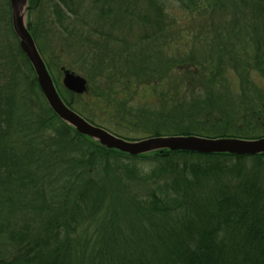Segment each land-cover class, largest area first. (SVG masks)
Segmentation results:
<instances>
[{
	"label": "trees",
	"instance_id": "trees-1",
	"mask_svg": "<svg viewBox=\"0 0 264 264\" xmlns=\"http://www.w3.org/2000/svg\"><path fill=\"white\" fill-rule=\"evenodd\" d=\"M139 1L27 0V28L65 105L130 142L143 139L98 124L97 113L152 138L264 139V0H177L220 13L226 31L214 63L159 67L141 62V42L130 46L122 32L135 17L156 39L178 21L164 0ZM65 65L88 93L62 85ZM198 74L237 105L214 104V90L202 104L180 103L181 94H207L190 87ZM0 264H264V155L132 156L80 134L49 107L10 0H0Z\"/></svg>",
	"mask_w": 264,
	"mask_h": 264
},
{
	"label": "rangeland",
	"instance_id": "rangeland-1",
	"mask_svg": "<svg viewBox=\"0 0 264 264\" xmlns=\"http://www.w3.org/2000/svg\"><path fill=\"white\" fill-rule=\"evenodd\" d=\"M136 3L138 4L137 5L138 8L144 6L142 1L136 0ZM164 3L166 5V9L169 12V14H171L175 18V20L178 21L164 36L157 35L155 39L154 36L148 33L150 32V29L147 26L136 22L135 17L132 18L133 20L130 23H128V25L126 24L127 26L124 28L122 32V34L125 35L127 39L128 38L130 39L131 42L130 46L132 44L136 45V42H141V44L138 47H136L138 50H140L143 53V57H145V59L143 58L141 62L145 61V63H147V65L149 66L153 64L152 65L153 67H159V64H161L163 61H165L166 64L167 62L169 64L170 59H174L178 62L182 60H194L195 63H199V62L214 63L211 62L210 60L215 61L214 59L215 47L216 45L220 44L219 41L223 39L222 33L226 31V28H224V17L220 13H212L210 9H205L207 8L206 5H204L199 11L192 13L184 9H181L177 0H164ZM20 8L22 12L21 16L23 22L26 23L27 14H28L27 4L22 3ZM231 34H233V32ZM150 39L151 40L155 39V40L149 41ZM238 41L239 38L234 39L233 42H238ZM145 53H147L146 56ZM165 59L168 60L166 61ZM65 66H66V68L64 67L65 71L68 70L72 72L71 69L73 68L68 67L67 65ZM205 68H209V65H205ZM205 68L204 66H202L201 69L202 77L203 79L207 80L208 77L206 75H209V73L206 72ZM218 69H219V65H218ZM62 74L63 75L61 82L63 85L64 71H62ZM76 75L80 76L81 74L76 72ZM254 75L258 76L257 74ZM198 76L200 75L199 74L195 75V77L197 78L191 80L190 87L191 89L200 87L202 90L203 88L204 89L209 88V90L207 91L205 89V92L203 93V94L206 93L207 94L204 95L203 98L200 96H192L193 94L187 95L184 93L181 94L180 97L178 98L180 103L184 102L187 104V106L189 103H193V101L196 104H202L204 103L205 98L206 99L210 98L213 95L212 92L214 89H216V85L211 82L209 83L200 82ZM172 77H175V75H173ZM190 77L192 76H189V78ZM230 77L232 78V81H229L228 84L231 83L234 87V85H236V81L234 78L235 74L230 72ZM256 79L259 80V83H262L259 77H256ZM170 81H171V76L169 74L165 81V89L169 88L168 84H170ZM181 85L185 87L188 86L187 88H189V84L186 81V76H184V78L181 79ZM220 92L222 93V91ZM224 95L227 96V94ZM230 99H231L230 96L224 98L223 95H218V94L216 95L214 90V95L211 98V102L217 105L235 106L236 103L234 104L232 101H230ZM134 102L136 103V105L139 104L142 108H146L144 103L138 102V100L137 101L134 100ZM154 102L155 104L147 103L146 105L148 106V108L159 107L160 101L158 99H155ZM95 121L104 127L110 128V130L114 131L118 135H121L123 137H128L129 139L139 138V139L147 140L152 138L151 137L152 135H150V131L144 130L143 127L133 129L130 126L129 127L121 126L119 123H117L114 120V117L109 116L108 113L100 114L99 111L97 113V118ZM134 128H136V126H134ZM151 151H153V149L149 150L146 153H149Z\"/></svg>",
	"mask_w": 264,
	"mask_h": 264
},
{
	"label": "water",
	"instance_id": "water-1",
	"mask_svg": "<svg viewBox=\"0 0 264 264\" xmlns=\"http://www.w3.org/2000/svg\"><path fill=\"white\" fill-rule=\"evenodd\" d=\"M10 2L14 32L20 41L22 51L35 69L39 87L49 107L57 116L73 126L80 134L99 141L107 148L116 149L132 156L144 154L151 149L153 151L168 149L171 151L197 153L201 155L218 153H231L248 157L264 155V139L247 141L239 139H205L191 136L151 138L138 142H130L90 124L80 115L69 109L60 97L53 78L27 28V23L23 22L20 7L22 3L27 4V0H10ZM63 85L68 91L77 95H83L88 91L87 80L68 70L64 71Z\"/></svg>",
	"mask_w": 264,
	"mask_h": 264
}]
</instances>
